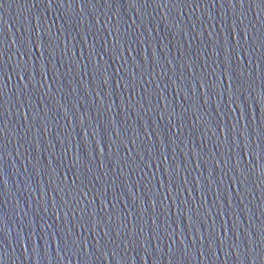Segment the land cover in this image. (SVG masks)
<instances>
[{
	"label": "water",
	"instance_id": "1",
	"mask_svg": "<svg viewBox=\"0 0 264 264\" xmlns=\"http://www.w3.org/2000/svg\"><path fill=\"white\" fill-rule=\"evenodd\" d=\"M0 264H264V60L0 0Z\"/></svg>",
	"mask_w": 264,
	"mask_h": 264
}]
</instances>
